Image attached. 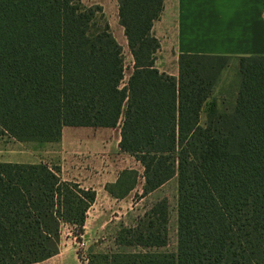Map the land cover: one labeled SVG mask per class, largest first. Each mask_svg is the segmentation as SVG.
Instances as JSON below:
<instances>
[{"label": "trees", "instance_id": "obj_1", "mask_svg": "<svg viewBox=\"0 0 264 264\" xmlns=\"http://www.w3.org/2000/svg\"><path fill=\"white\" fill-rule=\"evenodd\" d=\"M117 3L132 70L101 6L0 0V136L55 143L65 127H120V151L143 167L142 197L177 179L175 252L163 251V200L120 229L119 249L133 250L88 264H264V56L237 58L235 99L220 100L230 57L181 54L178 77L161 73L152 30L165 0ZM60 172L0 163V264L55 257L62 225L84 234L97 194ZM139 178L124 170L106 191L124 199Z\"/></svg>", "mask_w": 264, "mask_h": 264}, {"label": "crops", "instance_id": "obj_2", "mask_svg": "<svg viewBox=\"0 0 264 264\" xmlns=\"http://www.w3.org/2000/svg\"><path fill=\"white\" fill-rule=\"evenodd\" d=\"M152 34L161 43L156 68L174 77L179 76L178 59L181 54L225 56L231 59L264 56V0H165L162 17L154 24ZM124 39L127 46L125 35ZM131 59L132 70V55ZM222 77L215 95L219 93ZM205 118L206 113H203L202 123ZM116 129L119 132L113 143L109 133ZM116 129L65 127L61 140L55 143L19 142L8 136H0V163L58 166L63 181L93 189L97 197L88 211L84 229L86 233L89 214L93 212L95 218L91 228L96 231L100 216L110 211L115 214L113 209L121 211L124 201L132 193L138 192V187L141 200H144L159 193L169 183L142 197L143 167L132 156L120 151V127ZM48 158L49 161L46 160ZM124 170L137 171L139 184L124 199H116L106 191V186L115 184ZM163 200L168 203L170 224L168 198L158 199L143 215ZM135 222L130 226H134ZM107 252L110 250L102 253ZM40 264L81 263L76 255L60 249L58 255Z\"/></svg>", "mask_w": 264, "mask_h": 264}, {"label": "rangeland", "instance_id": "obj_3", "mask_svg": "<svg viewBox=\"0 0 264 264\" xmlns=\"http://www.w3.org/2000/svg\"><path fill=\"white\" fill-rule=\"evenodd\" d=\"M85 6L99 5L103 9L105 19L111 26V30L122 45L124 50L125 64L130 68L132 59L128 47L125 44L124 34L118 19V3L117 0H82ZM161 49V48H160ZM159 52L157 56L159 57ZM156 56V57H157ZM130 69L127 71V77ZM222 83L219 87L218 97L220 100H226L232 103L240 83L239 66L236 59L227 61V67L223 73ZM117 132L119 129L109 133V137L115 142ZM46 160H50L49 158ZM140 186V185H139ZM132 193V195L124 201L121 211L113 209L109 214L100 216L99 226L94 231L91 227L94 223L95 214L90 212L87 223L86 233L78 236L75 230L69 225H62L60 249L62 252L68 250L76 255L81 264H88L89 257L93 253H102L104 251L119 252L117 237L120 229L132 225L136 219L143 216L154 202L161 198H168L170 202V224H169V243L163 251L175 252L177 248V198H178V185L177 179L171 180L162 190L154 195H151L144 200H141L139 192ZM135 202V203H134ZM133 204V209L130 210V204ZM97 221V222H98ZM89 232V233H87ZM133 249L121 250L131 251Z\"/></svg>", "mask_w": 264, "mask_h": 264}]
</instances>
